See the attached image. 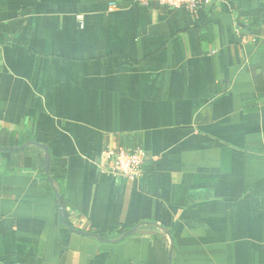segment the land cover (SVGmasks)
Listing matches in <instances>:
<instances>
[{
    "label": "crops",
    "instance_id": "0c3cea01",
    "mask_svg": "<svg viewBox=\"0 0 264 264\" xmlns=\"http://www.w3.org/2000/svg\"><path fill=\"white\" fill-rule=\"evenodd\" d=\"M33 140L73 227L135 231L74 233L43 150H0V264H264V0H0V144Z\"/></svg>",
    "mask_w": 264,
    "mask_h": 264
},
{
    "label": "built area",
    "instance_id": "2783aa9c",
    "mask_svg": "<svg viewBox=\"0 0 264 264\" xmlns=\"http://www.w3.org/2000/svg\"><path fill=\"white\" fill-rule=\"evenodd\" d=\"M138 4L146 5L149 2H154L158 5L165 6L167 8H179L184 7L189 12L194 13L197 10L209 6L212 4L214 0H134ZM113 5V3L111 4ZM140 153L139 162L134 166V168L129 165L128 169H122L121 163L124 155L126 154L128 157H136L137 153ZM102 154H107V160L103 166L105 171L110 173H114L117 175H122L128 179H136L142 173V166L144 161L146 160V152L142 146H133V147H111L107 146L100 152V157Z\"/></svg>",
    "mask_w": 264,
    "mask_h": 264
},
{
    "label": "water",
    "instance_id": "95a60500",
    "mask_svg": "<svg viewBox=\"0 0 264 264\" xmlns=\"http://www.w3.org/2000/svg\"><path fill=\"white\" fill-rule=\"evenodd\" d=\"M29 145H35L37 147H40L43 150V153H44L43 154L44 169H45V172H46L47 177L49 179L52 190H53V192L56 196V199H57L59 218L65 225H67L69 227V229L71 231H73L74 233L80 234V235L94 237L98 241H107V242H112V243L122 241L125 237H127L128 235L132 234L135 231V227H133V228L123 232L122 234H120L118 237H116L114 239H103V238L99 237L96 233L86 232V231H83V230H80V229H77V228L71 226L69 224V222H67L66 219L63 217V203L61 201V198L59 196V192H58L57 188L53 184V179L49 174L50 152L48 150L47 145H45L44 143H40L38 141L33 140V141H27L24 144L17 145V146H2V145H0V150L1 151L21 150V149H23ZM167 234H169V233H167ZM172 250H173V241L171 240V245H170V250H169V255H168L169 256V261H168L169 264H171Z\"/></svg>",
    "mask_w": 264,
    "mask_h": 264
},
{
    "label": "clouds",
    "instance_id": "9594fccd",
    "mask_svg": "<svg viewBox=\"0 0 264 264\" xmlns=\"http://www.w3.org/2000/svg\"><path fill=\"white\" fill-rule=\"evenodd\" d=\"M140 153L138 152L136 157H128L126 154L123 157L121 168L122 169H128L132 170V168H129V165H131L133 168L134 166L139 162ZM107 160V154H102L100 158V162L98 164V167L103 169V166Z\"/></svg>",
    "mask_w": 264,
    "mask_h": 264
},
{
    "label": "trees",
    "instance_id": "16d2710c",
    "mask_svg": "<svg viewBox=\"0 0 264 264\" xmlns=\"http://www.w3.org/2000/svg\"><path fill=\"white\" fill-rule=\"evenodd\" d=\"M110 1H113V0H110ZM1 145V144H0ZM63 217L66 219L67 222H69V224L72 226V224L70 223V221L68 220L67 218V214L65 212H63ZM86 232H91V233H96L99 237L105 239L107 238L106 237V234H101L99 232H95V231H90V230H87ZM90 237V236H89ZM94 238V237H93ZM96 239V238H95Z\"/></svg>",
    "mask_w": 264,
    "mask_h": 264
}]
</instances>
